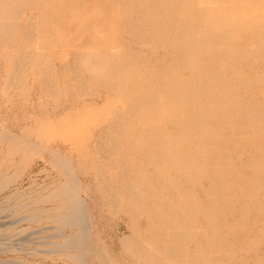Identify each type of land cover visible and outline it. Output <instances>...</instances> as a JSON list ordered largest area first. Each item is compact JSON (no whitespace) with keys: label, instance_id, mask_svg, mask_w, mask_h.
<instances>
[{"label":"rangeland","instance_id":"obj_1","mask_svg":"<svg viewBox=\"0 0 264 264\" xmlns=\"http://www.w3.org/2000/svg\"><path fill=\"white\" fill-rule=\"evenodd\" d=\"M0 22V264H264V0Z\"/></svg>","mask_w":264,"mask_h":264},{"label":"bare ground","instance_id":"obj_2","mask_svg":"<svg viewBox=\"0 0 264 264\" xmlns=\"http://www.w3.org/2000/svg\"><path fill=\"white\" fill-rule=\"evenodd\" d=\"M138 9V8H137ZM18 12V11H17ZM14 17V16H13ZM17 18V17H16ZM13 21V20H11ZM16 21V19H15ZM14 22V21H13ZM13 22L11 23L9 20L10 24H13ZM160 22V21H159ZM1 23V22H0ZM9 23H5L3 22L2 24H0V38L4 37V38H8L10 37V26ZM12 29V28H11ZM12 31V30H11Z\"/></svg>","mask_w":264,"mask_h":264}]
</instances>
